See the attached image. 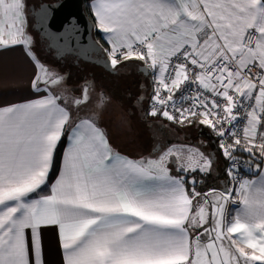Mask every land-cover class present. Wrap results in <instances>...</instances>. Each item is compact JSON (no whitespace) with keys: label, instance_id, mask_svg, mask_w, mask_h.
I'll use <instances>...</instances> for the list:
<instances>
[{"label":"crops","instance_id":"0c3cea01","mask_svg":"<svg viewBox=\"0 0 264 264\" xmlns=\"http://www.w3.org/2000/svg\"><path fill=\"white\" fill-rule=\"evenodd\" d=\"M88 4L111 54L150 42L147 63L134 56L146 101L152 75L162 76L182 46L202 40L208 61L227 53L243 67L258 65L264 87V0ZM28 29L25 1L0 0V264H190L193 252L204 246L196 240L201 225L195 214L203 196L191 195L193 188L203 190L202 184L182 179L185 173H156L132 142L110 137L107 126L91 115L73 114L46 82L49 69L34 51ZM249 30L258 33V40L244 50ZM147 105V117L154 123L160 119L159 129L171 132L172 123L151 116ZM182 126L206 133L213 144L204 122ZM65 131L60 169L49 180ZM248 132L261 164L255 163L257 173L239 184V201L230 216V210L224 215L223 234L226 246L237 248L234 241L248 264H264L262 97ZM214 151L220 154L215 146ZM211 191L220 190H205L204 197Z\"/></svg>","mask_w":264,"mask_h":264},{"label":"rangeland","instance_id":"374dc122","mask_svg":"<svg viewBox=\"0 0 264 264\" xmlns=\"http://www.w3.org/2000/svg\"><path fill=\"white\" fill-rule=\"evenodd\" d=\"M24 1L33 49L49 69L50 76L45 75L46 82L73 114L91 115L107 126L110 137L118 136L117 138L132 142L136 153L147 155L141 161L156 173H185L188 175L182 179L194 184V177H189L194 172L215 176L225 171L222 156L216 152L212 156L214 144L206 133L201 132L199 135L195 133L194 127L180 129L182 124L177 128L172 126L178 125L174 123L171 125V132H168V129H159V123L163 125V121L156 119L155 122L159 123H154L153 119L147 117L146 105L149 100H145L146 92L140 84L142 77L137 74L135 54H121L119 51L111 54L110 48H106L105 52L117 70L115 74L90 64H80V67L74 68L70 65V60L58 62L53 51L48 50L45 42L32 30L33 18L30 11L33 6L57 0ZM218 190L220 191H211L205 197L202 192V202H196L195 214L201 225L196 240L201 238L204 246L200 248V252H193L190 264H248L242 253L244 251L241 252L234 241L232 245L237 248L226 246L229 243L223 234L224 215L230 197L221 189ZM232 192V198L238 202V190Z\"/></svg>","mask_w":264,"mask_h":264},{"label":"built area","instance_id":"2783aa9c","mask_svg":"<svg viewBox=\"0 0 264 264\" xmlns=\"http://www.w3.org/2000/svg\"><path fill=\"white\" fill-rule=\"evenodd\" d=\"M257 40L255 30L247 31L242 40L244 50L252 49ZM204 43L205 40L185 44L171 58L162 76L152 75L147 110L151 116L174 124L204 122L224 160L225 177L229 180L225 193L230 197L228 212L238 204L232 198V190H237L244 178L257 173L244 157L254 155L257 147L248 124L257 100L264 98L263 71L255 64L243 67L238 58L227 53L208 61L202 51ZM149 44L141 42L118 51L139 55L147 63ZM202 192L193 188L191 195L197 198L205 194Z\"/></svg>","mask_w":264,"mask_h":264},{"label":"water","instance_id":"95a60500","mask_svg":"<svg viewBox=\"0 0 264 264\" xmlns=\"http://www.w3.org/2000/svg\"><path fill=\"white\" fill-rule=\"evenodd\" d=\"M86 2L87 0H57L31 7L33 30L58 60L71 56L77 61L94 64L106 72L115 74L117 70L113 67L111 59L94 36V23L86 12ZM140 69L148 74L146 66L142 65ZM210 136L213 137L211 134ZM213 144L217 150L215 139ZM214 154L215 151L212 156ZM228 184V179L221 181L223 193L228 192Z\"/></svg>","mask_w":264,"mask_h":264},{"label":"trees","instance_id":"16d2710c","mask_svg":"<svg viewBox=\"0 0 264 264\" xmlns=\"http://www.w3.org/2000/svg\"><path fill=\"white\" fill-rule=\"evenodd\" d=\"M88 1L89 0H87V2L85 4V8H86L87 14L89 15L90 19L94 23V36L102 44L104 50H106V48H108V44L106 43V40L103 38L102 33L100 32V30L97 27L96 20L94 18V15L91 12V9H90V6L88 4ZM32 30H33V27H32ZM55 59L58 62H61V63L63 62L61 60H58L57 58H55ZM80 64H90V65L96 66L94 64L86 63V62H82V61L79 62L78 64H76L75 62H71L70 63V65H72L74 68L75 67H80ZM97 67L102 69L99 66H97ZM66 141H67V133L65 131V133L63 134L62 138L60 139V141H59V143H58V145H57V147L55 149L54 155H53V161H52L51 169H50L49 175H48V179L49 180H53L55 177H57L58 171L60 169V164H61V160H62L63 151H64V148H65V145H66ZM254 153H255L254 155H249V157L246 155L244 158L247 159V161L251 165H254L257 162H260V164H261V160L256 158L257 155H258V152L256 153V150H255ZM224 176H225V171L221 172L220 175H215V176L208 175V174H205V173H200V172H196L193 175H189V177H194L196 183L199 182L200 184H202L203 190H201V191H203V192H205V190L207 191V190H211V189H222V185H221L220 180L224 179L225 178Z\"/></svg>","mask_w":264,"mask_h":264},{"label":"flooded vegetation","instance_id":"af4514ba","mask_svg":"<svg viewBox=\"0 0 264 264\" xmlns=\"http://www.w3.org/2000/svg\"><path fill=\"white\" fill-rule=\"evenodd\" d=\"M71 61V62H75L76 64H78L79 62H81V61H77L76 60V58H74V57H71V56H68V57H65V58H63L61 61ZM212 140H214V139H212Z\"/></svg>","mask_w":264,"mask_h":264}]
</instances>
